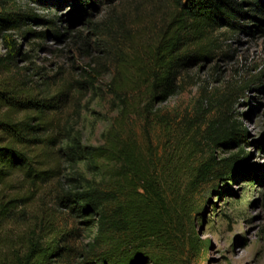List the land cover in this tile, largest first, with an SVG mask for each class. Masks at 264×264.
I'll return each mask as SVG.
<instances>
[{"label":"trees","instance_id":"obj_1","mask_svg":"<svg viewBox=\"0 0 264 264\" xmlns=\"http://www.w3.org/2000/svg\"><path fill=\"white\" fill-rule=\"evenodd\" d=\"M168 1L172 13L155 46L144 50L130 46V59L117 65L110 87L122 102V114L132 108L138 113L144 94L163 102L177 93L180 70L212 57L216 32L264 33V0ZM92 4L74 1L81 15ZM22 18L44 21L26 12L1 11L0 34L6 54L0 57V67L17 65L20 46L6 31L20 29ZM26 34L44 39L47 32L24 28ZM55 37L61 39L64 34L57 30ZM42 93L9 80L0 83V264H63L54 258L68 257L74 251L69 229L53 227V221L47 229L33 230L29 240L23 234L1 233V229L8 222L21 226L20 219L28 216L26 212L45 185L61 176L62 166L83 161L97 169L101 165L105 169L109 161L116 166L106 171L110 177L106 186L74 171L72 178L79 186L56 191L59 207L84 223L93 225L91 218L98 217L94 247L82 264H177L180 253L187 257L199 254L203 242L196 232L194 213L203 215L210 202L207 197L201 205L202 188L211 179L227 180L246 171L241 144L247 143V131L226 114L210 121L203 135L212 143L211 152L200 161H195L199 149L194 142L198 145L199 141L192 134L186 144L181 142V150L177 144L166 155L143 150L134 137H123L115 125L103 144L85 146L79 131L57 120L66 107L67 89L46 88ZM130 96L133 100L127 103ZM233 98L232 92L225 98L228 110L235 104ZM234 144L240 147L237 153L215 157V147L230 150ZM118 233H127L131 241L119 243Z\"/></svg>","mask_w":264,"mask_h":264},{"label":"rangeland","instance_id":"obj_2","mask_svg":"<svg viewBox=\"0 0 264 264\" xmlns=\"http://www.w3.org/2000/svg\"><path fill=\"white\" fill-rule=\"evenodd\" d=\"M74 1L0 0V13L37 15L44 21L22 18V27L29 32H47L43 39L34 34L23 36L22 27L6 31L19 44L20 55L17 65L0 67V83L9 80L38 94L46 88L67 89L66 107L57 120L79 131L85 146L103 144L106 133L115 125L123 137H134L143 150L166 155L177 144L181 150V142L186 144L192 134L199 141L198 145L194 142L199 149L195 161H200L208 157L212 145L204 138L203 130L210 121L226 114L229 121L247 131V143L241 144L246 171L227 180L211 179L205 183L200 203L207 197L210 202L204 216L194 213L196 232L205 246L191 257L180 253L177 264H264V33L216 32L212 57L180 70L177 93L163 102L144 94L139 112L132 108L125 115L121 113L122 102L110 87L117 65L130 59V46L143 50L155 46L172 13L171 2L89 0L93 4L81 15ZM57 30L64 37L56 38ZM5 54L4 37L0 34V57ZM231 92L235 104L228 110L225 98ZM132 100V96L126 98L127 103ZM239 148L237 144L230 150L219 146L214 148V154L220 159L237 153ZM181 154L185 156L182 151ZM104 165L105 169L103 165L97 169L86 161L77 165L65 163L61 176L45 185L26 212L28 216L20 219L23 224L16 227L8 222L1 233L23 234L29 240L33 230L47 229V223L53 221V227L69 229L68 237L75 247L68 257L54 258V262H86V255L94 247L98 217L91 218L93 225L84 223L59 207L56 191L79 186L72 178L74 171L106 186L110 179L106 171L116 163L109 161ZM116 241L125 245L131 241L130 235L118 233Z\"/></svg>","mask_w":264,"mask_h":264}]
</instances>
